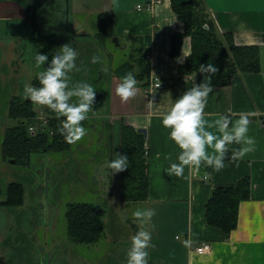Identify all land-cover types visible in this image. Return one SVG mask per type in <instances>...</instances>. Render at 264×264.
Returning a JSON list of instances; mask_svg holds the SVG:
<instances>
[{"label": "crops", "instance_id": "obj_1", "mask_svg": "<svg viewBox=\"0 0 264 264\" xmlns=\"http://www.w3.org/2000/svg\"><path fill=\"white\" fill-rule=\"evenodd\" d=\"M41 1L0 0V37H28L37 42L39 50H43L47 43V53L51 56L59 46L70 42L77 51L78 47L84 48V54L88 57L94 52L93 48H98L89 43L94 38L98 41L94 34L99 29L97 14L105 11L112 17L114 36H117L122 44H114L118 47V60L113 56L109 59L112 61L108 75L111 87L109 107L105 108V88L97 82L102 81L104 76V60L101 59L96 66L92 65V69L101 75L93 80L99 84L95 90L98 98L87 116L104 119L103 124L108 128L112 127L117 133L116 139L119 143L114 147L112 135L113 146L107 161L121 153V133L124 125H131L137 130L144 127L147 130L149 196L143 201L128 204L139 206L141 203L155 210L148 227L152 234V246L148 248L149 264H264V54L260 71L239 72L228 84L215 85L209 93L204 109V118L210 125L209 130L217 134L219 133L215 121L222 114L229 115L232 119H237L241 114L246 115L249 119L248 135L255 137V148L235 160L224 158L225 167L220 171L203 164L192 168L186 166L184 174L176 177L164 169L176 159L180 149L169 138V129L162 125L161 119L183 91L192 87L194 82H199L195 73L179 71V64L184 62L191 52V38L184 35L179 51L173 53V35L183 32L184 25L173 10L171 0H63L66 1L63 9L66 10L67 23L65 26L56 27L58 33L55 39L50 37V43L48 41L51 39L47 37H36L39 31L50 32L51 29L37 18V7ZM204 2L220 31L233 33L237 44L258 45L264 48V0ZM57 8L62 9L60 4H57ZM134 36L139 37L137 42L147 39L145 47L147 55H150V77L159 76L161 85L147 91L148 86H143L137 80V94L127 101H122L115 92V86L120 82L121 76L113 69L124 60L125 52L131 47ZM98 42L99 47H106L109 41L106 44ZM90 48L92 50H89ZM112 53L109 52L108 56ZM178 57L182 59L178 60ZM88 67L86 65L84 69L87 73ZM208 150L213 151L210 148ZM45 160L54 163L50 155H46ZM103 167L106 170L101 174ZM103 167L98 169L97 174L102 175L105 183L108 178L112 181L118 175L121 186V171L113 173L107 163L103 164ZM50 172L52 178L59 169H50ZM243 176H249L251 179L250 195L239 202L237 225L226 232L209 224L206 220V202L212 189L235 184ZM104 187L107 188V184ZM5 199L0 200L2 206H22L2 203ZM47 202L51 203L50 200ZM114 202H125L122 200V187L120 197ZM32 204L35 206L37 201ZM50 214V218L45 217L41 222L36 214L33 215V224L36 227L28 234L21 233L19 225L16 233L10 232L7 238H0V264L5 262L2 253L7 255L8 260L19 257L21 263H27L29 259L31 264H42L44 257H47V261L50 259L49 264L56 263L61 256V250L56 251L55 248V215L53 212ZM38 222L45 225L46 236L43 240L40 238L41 226ZM204 243L209 245L208 248L198 252L196 248ZM4 246L9 248L5 252ZM99 261L89 260L88 264H101Z\"/></svg>", "mask_w": 264, "mask_h": 264}, {"label": "rangeland", "instance_id": "obj_2", "mask_svg": "<svg viewBox=\"0 0 264 264\" xmlns=\"http://www.w3.org/2000/svg\"><path fill=\"white\" fill-rule=\"evenodd\" d=\"M57 4H60L62 9H58ZM65 6L66 1L63 0H42L40 2L37 7V18L39 21L44 22V26L47 24L46 27L51 29L50 32L46 30L39 31L36 37L55 39L58 33L56 27L65 26L67 23L66 10L63 9ZM51 41L52 39L48 43ZM89 43L98 47L97 49L93 48L94 52L91 54L99 55L104 60L102 69L104 76L102 81L97 82H100V85L105 88L104 98L105 108H107L109 107L111 95L108 75L112 61L109 59H112L113 56L118 60V47H115L116 43L112 41H109L106 47H99V42L95 38ZM36 44L37 42L28 39V37H0V188L2 189L0 200L6 198V187L11 181H19L23 183L25 188V198L21 207L14 206L12 209L0 204V238H7L10 232L12 234L13 232L16 233L19 225L22 229L21 233L26 232L28 234L34 231L36 227L33 224L35 222V219L32 218L33 215L36 214L39 221H43L45 217L50 218V213L53 212L56 226L55 248L56 251L61 250V256L55 264H88L89 260H95L96 262L100 260L98 263L101 264H114L116 262L126 264L127 247L131 245V236L135 234L138 227H141L137 224L132 213L138 207L148 208V206L141 203L139 206H134L127 202H124L125 204L114 202L120 197L119 176L117 175L115 180L112 179V181L108 178V182L105 183L102 175L97 174L98 169L106 164L111 154L112 135L114 137V147L119 143L116 139L115 129L113 131L112 127L105 126L103 124L104 119L92 117L91 115L87 116L84 121H81L87 129L84 137L60 151L33 154L30 165L17 163L14 162L13 158L6 159L3 156L2 142L5 129L14 124L9 116L10 100L14 96L26 99L25 85L32 84V79L37 73L44 70V65L36 66L34 58L37 51L47 53L49 49L47 43H45L43 50H39ZM89 50H92V48ZM84 52V48L78 47L77 59L79 60L76 59V63L79 70L71 72L69 86L73 81H87L96 90L99 84L97 85V82L93 80L101 74L94 71L92 65L96 66L98 62L93 63L91 60L92 55L87 57ZM109 52H113L112 55L109 54L108 56ZM47 54L51 60L52 56L49 52ZM86 65L89 66L87 68L88 73L84 70ZM45 66H47L46 62ZM97 98L96 94L93 106L96 105ZM45 107L44 105H35L39 117L45 116ZM31 126L29 128L30 132L35 133L38 130L37 123ZM46 155L47 157L50 155L54 163L51 160L47 162L45 160ZM55 168L56 170L59 169V172H55L54 177L51 178L50 169L54 170ZM102 170L101 174H104L106 169L103 167ZM105 184H107V188L104 187ZM49 200L51 203L48 204L47 201ZM34 201H37L35 206L32 204ZM82 201L93 203L100 212L104 236L96 243L77 242L68 235L66 220L68 204ZM38 225L41 226L39 233L41 234V240H43L46 236L44 235L45 225H41L39 222ZM142 227H146L148 230L149 224ZM49 238L51 242V234ZM8 249L7 246H4L3 252ZM110 251L115 252L116 255ZM2 255L5 259L3 264H6V262L10 264H31L29 259L27 263H21L17 256L8 260L7 255L3 253ZM25 258L24 261L26 262ZM49 262L50 259L47 261V257H44L42 264H49Z\"/></svg>", "mask_w": 264, "mask_h": 264}, {"label": "trees", "instance_id": "obj_3", "mask_svg": "<svg viewBox=\"0 0 264 264\" xmlns=\"http://www.w3.org/2000/svg\"><path fill=\"white\" fill-rule=\"evenodd\" d=\"M171 3L184 25L183 32L173 35V53L179 51L184 35L191 38V52L179 64L181 73H195L198 82H201L205 74L199 71V65L213 63L218 69L212 77L215 86L228 84L239 72H258L262 69L264 48L237 44L233 33L220 31L204 0H171ZM96 18L99 29L94 32L95 37L104 44L113 41L111 15L103 11ZM138 39L139 37H132L133 43L125 52L124 60L113 70L121 77L132 71L143 86H148L151 61L145 47L147 39L137 42ZM39 83L36 75L32 79V85L39 86ZM44 114L45 116L39 117L35 105L28 98L14 96L10 100L9 116L14 124L5 129L2 142V152L6 159L13 158L14 162L30 165L32 155L37 152L60 151L70 146L57 131L59 120L63 117L58 118L47 106ZM34 123H37L38 130L32 133L29 128ZM121 147V154H126L129 159V166L121 170L122 200L127 203L143 201L149 196L150 185L146 135L131 125H124ZM225 158H232L231 149ZM250 184V177L243 176L235 184L214 187L206 202L207 222L226 232L231 231L237 225L239 202L250 195ZM24 195L23 183L11 181L6 187V199L2 203L21 205ZM66 220L68 235L77 242L92 244L104 236L100 212L93 203H69Z\"/></svg>", "mask_w": 264, "mask_h": 264}, {"label": "clouds", "instance_id": "obj_4", "mask_svg": "<svg viewBox=\"0 0 264 264\" xmlns=\"http://www.w3.org/2000/svg\"><path fill=\"white\" fill-rule=\"evenodd\" d=\"M77 56L78 51L70 42L59 46L51 60L47 53L37 51L35 64L44 65V70L37 73L39 86L26 84L24 87L25 96L34 105L47 106L58 118L63 117L59 120L57 131L70 144L86 135L87 129L81 121L87 118L96 96L93 85L87 81H73L69 86L71 72L79 70L76 63ZM101 59L96 54L91 57L93 63ZM177 59L180 60L182 57ZM198 68L205 74L201 82H194L192 87L183 91L164 112L161 119L162 125L169 129V138L180 149L176 159L164 169L165 172L176 177L184 174L186 166L192 168L203 164L220 171L225 167L224 158L230 149L232 159L235 160L255 148V137L248 135L249 119L244 114L237 119L222 114L215 121L219 134L209 130L210 125L204 118V109L209 93L214 88L212 77L218 69L213 63L200 64ZM137 90V79L132 71L124 74L115 86V92L122 101L134 97ZM209 148L213 151L210 152ZM106 163L114 173L127 168L129 159L126 154L117 153L115 158ZM154 214L155 210L152 208L138 207L133 211L132 215L141 227H138L131 236L126 264H149L148 248L152 246V234L142 226L149 224Z\"/></svg>", "mask_w": 264, "mask_h": 264}, {"label": "built area", "instance_id": "obj_5", "mask_svg": "<svg viewBox=\"0 0 264 264\" xmlns=\"http://www.w3.org/2000/svg\"><path fill=\"white\" fill-rule=\"evenodd\" d=\"M159 1V0H158ZM138 6H141V5H138ZM148 56V58L150 57V55L148 54L147 55ZM161 85V79H160V77L159 76H157V75H152L151 77H150V83H149V85H148V87H147V91H152L153 89H155V88H158L159 86ZM32 127V126H31ZM208 244L207 243H204L203 245H201V246H198L197 248H196V250L198 251V252H203L204 250H206L207 248H208Z\"/></svg>", "mask_w": 264, "mask_h": 264}, {"label": "water", "instance_id": "obj_6", "mask_svg": "<svg viewBox=\"0 0 264 264\" xmlns=\"http://www.w3.org/2000/svg\"><path fill=\"white\" fill-rule=\"evenodd\" d=\"M205 26H207V25H205ZM113 41H114L117 45L120 44L119 38H118L117 36H113ZM139 131L143 132L144 135H147V130H146V128H144V127H140V128H139Z\"/></svg>", "mask_w": 264, "mask_h": 264}]
</instances>
